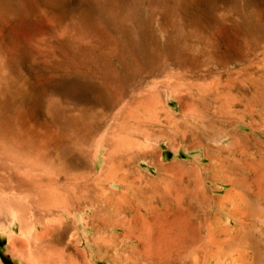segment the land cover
<instances>
[{"label":"rangeland","instance_id":"rangeland-1","mask_svg":"<svg viewBox=\"0 0 264 264\" xmlns=\"http://www.w3.org/2000/svg\"><path fill=\"white\" fill-rule=\"evenodd\" d=\"M0 22V264H24L33 249L13 218L17 205H80L69 214L79 228L68 248L52 255L57 264H113L132 254L134 236L103 247L82 229L85 209L105 204L111 189L102 138L115 141L117 173L137 178L150 205H197L184 189L196 179L211 195L201 205H247L222 262L264 264V188L252 182L230 197L227 173L208 165L224 153L189 132L196 114L229 120L218 110L232 99L228 88L249 95L251 80L264 82V0H0ZM247 120L235 130L260 138L264 128L252 132Z\"/></svg>","mask_w":264,"mask_h":264},{"label":"bare ground","instance_id":"bare-ground-1","mask_svg":"<svg viewBox=\"0 0 264 264\" xmlns=\"http://www.w3.org/2000/svg\"><path fill=\"white\" fill-rule=\"evenodd\" d=\"M17 5L20 4L15 3L12 7L13 10H15ZM8 6V13L12 16L14 11L10 8L11 6L8 9ZM10 10L13 12L11 11L12 13H10ZM251 82H253V94L250 93L248 95L245 88L242 87L237 89L238 91L235 95L232 92L233 89H231L233 87L228 88L227 91L225 90L227 96H231L232 99L226 104L220 105L218 110L221 115L226 116L229 120L215 121L212 118H208L205 121L203 115L196 114L192 117L194 121L193 127L189 129V132L198 142L202 141L203 134H206L208 140L211 139L217 143H214L215 149L213 152L224 153L225 156H216L218 162L211 158L208 165L210 169L219 166L220 168L218 167L217 172L224 171L227 173L223 178L224 180H222L227 181L231 185L227 193L230 197L233 194L240 196L237 191L234 193L235 189L238 187L246 189L252 185V182L258 188H264V130L259 131L261 133L260 138H255L252 134L250 136L248 133L251 132L245 134L238 131V128L236 129L237 131L235 130V126H238L239 122L243 123L247 119V124L244 126H247L252 132L254 126L255 128H264V110H262V108L264 109V82L260 83L261 80L260 82L259 80H251ZM255 106L262 108L260 111L251 110V107ZM223 140H228V143L222 144ZM114 143L115 141L104 138L100 139L98 143L99 151L102 147L106 148L105 166L101 173L104 180L111 179L112 182L109 184L111 189L107 193L109 197L104 199L102 197L105 204L88 205L85 209H89L87 216H85L88 220L85 221L82 229L83 231L91 229L92 237L90 241L103 245V247H119L124 239L134 236V244L129 246L132 254L124 259H115L113 264H223L225 261L222 262L223 257L235 247L237 233L241 227V221L236 217L237 213H245L247 205H230V209H225L224 205H201V202L202 204L204 202L207 203L211 196L207 193L203 185L204 182L201 179L193 180L192 189L184 188L185 192L197 205H166L164 204L165 202L163 203L164 205H150L151 201H149V204V202H146L145 197L140 194L141 189L139 190L137 183H135L136 181H134L137 178L133 180L129 174L119 175L117 173L116 170H119L120 167L117 169L116 164L119 162L115 164L116 159L114 161L111 160V156H114L112 154L116 153ZM251 149L255 151L251 152ZM211 151L212 149L206 146V152L211 154L210 157L213 155ZM235 151H238L236 152L237 154ZM251 171H253V175L250 178L248 174ZM152 182L151 184H154ZM118 186L121 189H118ZM100 190V193H104L103 189ZM154 194L156 195V193ZM95 198L96 202L100 199L97 195ZM176 199L178 200V198ZM99 202L102 201L99 200ZM73 203L75 204L74 201ZM147 203L148 205H145ZM52 204L17 205L20 211L16 212L13 218L18 223L19 232L33 244V249H29L24 264H57L56 262L58 261L55 260L57 256L53 258L54 256L52 257V255L59 254L58 257L60 258V252L68 245L66 239L73 235L72 229L79 228L78 224H73L69 219V214L71 215L70 212L74 207L79 209L80 205ZM261 211H263L262 215H264V210L261 209ZM224 217L226 220L222 221ZM111 229L119 230L122 233V237L120 238V235L110 233ZM254 229L253 225L248 228L250 234L253 233H251V230L253 231ZM242 231L240 233H243ZM250 234L247 233L249 236ZM246 260L247 258L244 257L239 259L242 264L246 263ZM74 263L77 264L76 262ZM74 263L72 261L71 264ZM78 264L81 263L78 262Z\"/></svg>","mask_w":264,"mask_h":264}]
</instances>
